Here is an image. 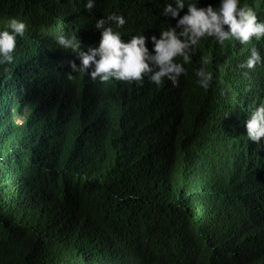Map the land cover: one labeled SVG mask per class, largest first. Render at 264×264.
Segmentation results:
<instances>
[{"label":"trees","instance_id":"1","mask_svg":"<svg viewBox=\"0 0 264 264\" xmlns=\"http://www.w3.org/2000/svg\"><path fill=\"white\" fill-rule=\"evenodd\" d=\"M39 1L38 43L63 29ZM45 52L0 65V264H264L258 161L222 147L236 99L223 118L181 111L169 129L148 88L124 92L140 111L87 105Z\"/></svg>","mask_w":264,"mask_h":264},{"label":"clouds","instance_id":"2","mask_svg":"<svg viewBox=\"0 0 264 264\" xmlns=\"http://www.w3.org/2000/svg\"><path fill=\"white\" fill-rule=\"evenodd\" d=\"M133 1L52 0L63 29L51 23L38 43L43 28L33 32L28 19L40 1L0 0V65L47 50L45 62L87 105L114 97L140 111L124 92L148 88L169 129L181 111L223 118L234 98L243 114L220 130L222 147L241 144L264 178V0H140L139 13ZM230 45L247 54L231 60L222 54Z\"/></svg>","mask_w":264,"mask_h":264},{"label":"bare ground","instance_id":"3","mask_svg":"<svg viewBox=\"0 0 264 264\" xmlns=\"http://www.w3.org/2000/svg\"><path fill=\"white\" fill-rule=\"evenodd\" d=\"M151 1H152V0H147L146 6H145L146 8L148 7L149 4H151ZM140 3H141V1H138V2H137V6H138V7H137V9H136V11H135V12H137V13H139V12H143L142 7L139 6ZM30 5H31V4H30ZM226 52H227V51H226ZM226 52H222V54L225 55ZM248 160H251V159H248ZM248 164H249V163H248Z\"/></svg>","mask_w":264,"mask_h":264},{"label":"water","instance_id":"4","mask_svg":"<svg viewBox=\"0 0 264 264\" xmlns=\"http://www.w3.org/2000/svg\"><path fill=\"white\" fill-rule=\"evenodd\" d=\"M152 5V2H151V4H149V6H151Z\"/></svg>","mask_w":264,"mask_h":264}]
</instances>
